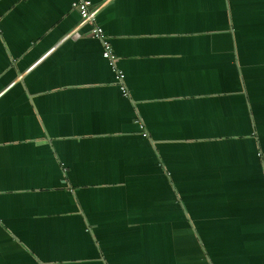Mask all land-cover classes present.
Returning a JSON list of instances; mask_svg holds the SVG:
<instances>
[{
    "label": "crops",
    "instance_id": "1",
    "mask_svg": "<svg viewBox=\"0 0 264 264\" xmlns=\"http://www.w3.org/2000/svg\"><path fill=\"white\" fill-rule=\"evenodd\" d=\"M74 1L0 0V264H264V0H91L127 95Z\"/></svg>",
    "mask_w": 264,
    "mask_h": 264
},
{
    "label": "built area",
    "instance_id": "2",
    "mask_svg": "<svg viewBox=\"0 0 264 264\" xmlns=\"http://www.w3.org/2000/svg\"><path fill=\"white\" fill-rule=\"evenodd\" d=\"M74 5L79 9L81 14V22L90 23L93 25L91 30L92 35L99 39L103 45V56L108 60L111 68L116 73V77L119 81L120 88L124 94H128V89L125 84V74L117 65V56L113 50V46L110 42L108 35L105 33L104 28L96 23V15L100 9V6H93L91 0H75ZM77 28L73 29L67 36L75 33ZM143 126V125H142Z\"/></svg>",
    "mask_w": 264,
    "mask_h": 264
}]
</instances>
